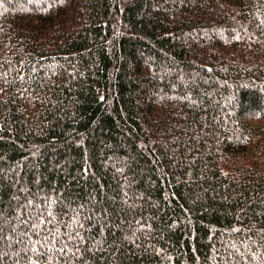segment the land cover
I'll return each instance as SVG.
<instances>
[{
	"label": "trees",
	"instance_id": "obj_1",
	"mask_svg": "<svg viewBox=\"0 0 264 264\" xmlns=\"http://www.w3.org/2000/svg\"><path fill=\"white\" fill-rule=\"evenodd\" d=\"M0 0V264H264V0Z\"/></svg>",
	"mask_w": 264,
	"mask_h": 264
},
{
	"label": "rangeland",
	"instance_id": "obj_2",
	"mask_svg": "<svg viewBox=\"0 0 264 264\" xmlns=\"http://www.w3.org/2000/svg\"><path fill=\"white\" fill-rule=\"evenodd\" d=\"M17 1H19V2H18V3H15V4H16L15 7L23 10L24 8H23V6L21 5V1H20V0H17Z\"/></svg>",
	"mask_w": 264,
	"mask_h": 264
}]
</instances>
